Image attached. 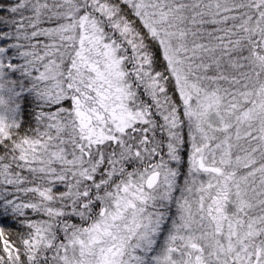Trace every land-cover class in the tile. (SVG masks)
Returning a JSON list of instances; mask_svg holds the SVG:
<instances>
[{
	"label": "snow or ice",
	"instance_id": "snow-or-ice-1",
	"mask_svg": "<svg viewBox=\"0 0 264 264\" xmlns=\"http://www.w3.org/2000/svg\"><path fill=\"white\" fill-rule=\"evenodd\" d=\"M0 264H264V0H0Z\"/></svg>",
	"mask_w": 264,
	"mask_h": 264
}]
</instances>
